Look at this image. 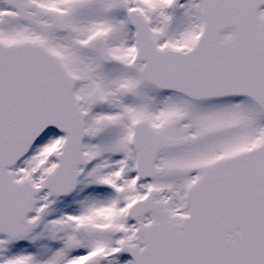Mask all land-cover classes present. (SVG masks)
Wrapping results in <instances>:
<instances>
[{"label":"snow or ice","instance_id":"6c2138e0","mask_svg":"<svg viewBox=\"0 0 264 264\" xmlns=\"http://www.w3.org/2000/svg\"><path fill=\"white\" fill-rule=\"evenodd\" d=\"M0 264H264V0H0Z\"/></svg>","mask_w":264,"mask_h":264}]
</instances>
